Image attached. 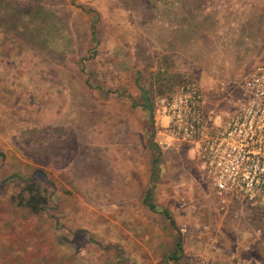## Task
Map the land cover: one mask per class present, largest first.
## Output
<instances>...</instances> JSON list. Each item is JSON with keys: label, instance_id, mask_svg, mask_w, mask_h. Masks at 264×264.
I'll return each mask as SVG.
<instances>
[{"label": "rangeland", "instance_id": "rangeland-1", "mask_svg": "<svg viewBox=\"0 0 264 264\" xmlns=\"http://www.w3.org/2000/svg\"><path fill=\"white\" fill-rule=\"evenodd\" d=\"M191 89L204 135L264 92V0H0V264H264V195L170 130Z\"/></svg>", "mask_w": 264, "mask_h": 264}, {"label": "built area", "instance_id": "built-area-1", "mask_svg": "<svg viewBox=\"0 0 264 264\" xmlns=\"http://www.w3.org/2000/svg\"><path fill=\"white\" fill-rule=\"evenodd\" d=\"M186 96L185 101L173 104L170 130L197 140L200 158L222 203L238 195H264V92H247L249 100L225 125L207 135L203 132L199 92L191 89Z\"/></svg>", "mask_w": 264, "mask_h": 264}, {"label": "trees", "instance_id": "trees-1", "mask_svg": "<svg viewBox=\"0 0 264 264\" xmlns=\"http://www.w3.org/2000/svg\"><path fill=\"white\" fill-rule=\"evenodd\" d=\"M142 107L150 113L151 118L154 117L153 107L149 104L148 100H146L145 104H143ZM151 147L154 149L156 155L155 164H157L162 153L157 144L153 141L151 142ZM24 191L26 192V195H22L20 197V205L28 208L34 214H40L47 208L50 202V197L47 195V191L43 190L37 183L33 182L26 184ZM144 202L151 212L164 214L170 221L171 225L176 228V222L172 218L170 212L168 210L158 208V206L154 203L151 190H149L146 194ZM177 247L180 251L182 250L181 242H178ZM176 260L178 261L179 258L176 257Z\"/></svg>", "mask_w": 264, "mask_h": 264}, {"label": "crops", "instance_id": "crops-1", "mask_svg": "<svg viewBox=\"0 0 264 264\" xmlns=\"http://www.w3.org/2000/svg\"><path fill=\"white\" fill-rule=\"evenodd\" d=\"M251 264H259V263H251Z\"/></svg>", "mask_w": 264, "mask_h": 264}]
</instances>
